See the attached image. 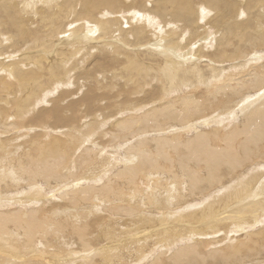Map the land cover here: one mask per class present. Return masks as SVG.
I'll list each match as a JSON object with an SVG mask.
<instances>
[{
    "label": "bare ground",
    "instance_id": "bare-ground-1",
    "mask_svg": "<svg viewBox=\"0 0 264 264\" xmlns=\"http://www.w3.org/2000/svg\"><path fill=\"white\" fill-rule=\"evenodd\" d=\"M256 48L264 49V0H0V202H14L23 185L44 201L0 212V264H131L122 250L141 264L152 251L137 226L150 225V210L161 221L177 212L185 224L196 210L229 228L263 221ZM144 60H159V71ZM232 201L236 213L225 211ZM111 227L126 238L88 255L94 233ZM249 230L210 254L200 243L177 247L167 232L161 243L175 252L148 264H264V227Z\"/></svg>",
    "mask_w": 264,
    "mask_h": 264
},
{
    "label": "rangeland",
    "instance_id": "rangeland-1",
    "mask_svg": "<svg viewBox=\"0 0 264 264\" xmlns=\"http://www.w3.org/2000/svg\"><path fill=\"white\" fill-rule=\"evenodd\" d=\"M68 43H70L69 44V47L67 48V50L69 49V48H71V46L73 45V42H68ZM142 46V45H141ZM141 50H143V51H145V49L143 48V49H141ZM255 50H257L258 52H260V53H262V52H264V49L263 48H256ZM142 51V52H143ZM145 61V63L146 64H149V65H152L153 66V72L154 73H156V71L158 72L159 71V69H160V67L158 66V62H159V60H154L153 61V63H151V61L150 62H148V60H144ZM151 63V64H150ZM154 65H156V67L154 66ZM253 66V65H252ZM159 67V68H158ZM204 74H206V73H204ZM61 76V75H60ZM62 78V77H61ZM99 80H101V78L100 77H97ZM97 79V80H98ZM197 88V87H196ZM198 88H200V86H198ZM191 90H187V92H190ZM182 94H186V91H184V92H182V93H180L179 95H181L182 96ZM180 96V97H181ZM93 120H95L94 118H91V119H89V120H87V121H83V123L81 124V122H80V124L79 125H82L81 127H83V128H81V130H85V131H87L86 129L87 128H89V126L92 124V123H94V121ZM89 122H92V123H89ZM90 124V125H89ZM88 125V126H87ZM111 124H108L107 125V127H109ZM87 127V128H86ZM65 133V132H64ZM7 136V135H6ZM8 137V136H7ZM79 139H76L75 141H73V142H67V143H70L71 145L73 144L74 145V143L76 142V141H78ZM107 139H105L104 141H106ZM104 141H102V142H104ZM66 142V141H65ZM132 142H134V141H132ZM12 144L13 143H9V145H8V148H10L11 149V147H12ZM86 174V173H85ZM261 180V179H260ZM259 184V183H258ZM43 186V185H42ZM23 188H24V190L22 191V193L21 194H17V196H18V199H17V196H13V198H14V202L11 200L12 198L9 196V197H2L3 198V201L1 200V202H0V212H8L9 210H15V208H16V210L18 209L16 206L18 205L17 203H16V201H22L23 203L25 202H27L26 204H29L30 205V200L29 199H32V200H36V201H38V200H41L42 202H40V203H37V206L39 205V206H42V205H44L43 203H44V201H43V198L42 197H39V195L41 196L42 194L40 193V192H37V191H35L34 192V190L32 189H30L29 188V190L28 189H26V186H22ZM43 188H44V186H43ZM14 189H12V192H14L13 191ZM31 190V191H30ZM44 190H45V193H48V192H50L49 191V189H46V188H44ZM21 192V191H20ZM27 192V193H26ZM24 193H26V194H24ZM39 194V195H38ZM20 195V196H19ZM129 196V195H128ZM127 196V197H128ZM23 197V198H22ZM29 197V198H28ZM20 198V199H19ZM223 198H225V199H227L226 197H223ZM59 199V197L57 196L56 197V200H58ZM188 199V200H187ZM185 201H192V200H194L193 198H191V199H189V198H187ZM7 200V201H6ZM25 200V201H24ZM50 200H52V198L50 199ZM55 200V199H54ZM28 201H29V203H28ZM6 203H8L9 205H6ZM24 203V204H25ZM51 203V204H50ZM49 204L48 203H46V207H45V209H50V207L51 206H53V204H55L56 202H53V201H51ZM234 202L232 201L231 202V205L234 207H230V208H228V209H226L225 211H236L237 212V210H236V208H237V205L235 204H233ZM3 206H2V205ZM11 205H12V207H11ZM142 205H144V204H142ZM6 206H7V208H6ZM14 206H15V208H14ZM28 206V205H27ZM2 207V208H1ZM10 209H9V208ZM32 207H34L35 208V206H32ZM31 207V208H32ZM14 208V209H13ZM2 209V210H1ZM4 209H5V211H4ZM7 209V210H6ZM151 212H153V217L152 216H150V218L152 219L151 220V222H150V225L148 224H140V225H138L137 226V231H139L138 233L137 232H135V233H137L136 235L138 236V234H141V235H139L140 237H141V239H139L140 240V243H144V244H146L147 243V248H146V252H147V254L149 253V252H151L152 251V255H150V257H147L146 258V260L144 261V262H142L141 264H148V263H151V261H152V259L154 260V258H156V256H159V253L161 254V253H165V252H167V253H165V255H167V257H165V255L164 256H162L161 258H162V260H167V258L168 257H170V255H172L174 252H175V249L176 248H173V247H171V249H169L170 251L168 252L167 250L168 249H166V247L164 246V244L163 243H161V237L164 235L165 236V233H167L168 232V234H166V236L165 237H167V235H168V237L170 236V237H173V236H175L176 235V238L178 239L176 242H177V247H186V244H188V246H193L194 245V243H200V252H203V254L206 252V251H208V252H212V251H214V250H217V249H220V247H221V249H224L225 248V246L226 245H228L229 243V245H232V242H233V244H235V241H237V240H243V235H245L244 233L245 232H247V231H250L249 229L251 228H253V230H251V232H256V231H258V230H260V228H262V227H264V220L263 221H261V222H259L258 221V224L256 225L255 223H247V224H244V226L242 227L241 226V228H239V227H232L231 228V226H230V228L228 227L229 225L227 224H225L224 222L222 223V222H219V223H215V221H214V218L213 217H210V221H209V217H207L208 218V220L206 221H204V220H198V219H200V212H199V210H196L193 214H191V217L189 216L188 218V220H191V218H192V216L194 217V218H192V220L190 221L191 223H189V221H185V222H187L186 224L184 223V222H182L181 221V219H180V221L182 222V223H184V224H182V223H180L179 222V218H178V215H176L177 214V212L176 213H173V216L175 217V218H177V219H175L173 216V218L171 217V221H170V219L169 220H167V221H161V219L159 220L158 218H160V214L158 213L157 214V212H155V210H150ZM199 212V213H198ZM235 212V213H236ZM198 213V214H197ZM226 213V212H225ZM233 213V212H232ZM46 214H49V212H46ZM156 215L158 216V217H156ZM177 217H176V216ZM195 215V216H194ZM197 216V217H196ZM223 216H225V215H223ZM222 216V217H223ZM183 218H185V216L183 217ZM220 218H221V216H220ZM219 217L217 218V219H220ZM175 221H174V220ZM187 219V218H186ZM196 219V220H195ZM216 219V220H217ZM196 221V222H194V221ZM161 221V222H160ZM193 221V222H192ZM199 221H200V223H199ZM159 222V223H158ZM167 222V223H166ZM173 222V223H172ZM181 224H179V223ZM206 222V223H205ZM210 222V223H212L211 225H212V227H213V229H215V231L213 230V231H208L207 229H209V227H211L210 225H209V227H208V223ZM151 223H152V225H151ZM161 223H162V225H161ZM172 223V224H171ZM175 223H178V224H175ZM202 223H203V225H204V227H203V225H202ZM205 223V224H204ZM209 223V224H210ZM221 223V224H220ZM167 224V225H166ZM170 224V225H169ZM194 226H193V225ZM214 224H216V226L214 225ZM250 225V227H249V225ZM253 224V225H252ZM161 225V226H160ZM178 225L180 226V228L181 229H179V230H177L176 231V228L178 229ZM188 225H191L192 227H194V228H190L191 226H188ZM195 225H197V226H195ZM198 225H200V226H198ZM201 225H202V227H201ZM218 225V226H217ZM246 225V226H245ZM247 225H248V227H247ZM123 225H121V223H120V225H119V229H122L123 230V228L124 227H122ZM140 226V227H139ZM149 226V227H148ZM150 226H152V227H150ZM177 226V227H176ZM181 226H184V227H181ZM185 226H188V227H185ZM205 226H207V228H205ZM139 227V228H138ZM144 227V228H143ZM147 227V228H146ZM163 227V228H162ZM164 227H165V229H164ZM169 227H171L170 229L172 230V231H175V233H173L172 231H170V229H168ZM174 227H176V228H174ZM244 227H247V231H245V230H243L242 228H244ZM256 227V228H255ZM100 227L98 226V232H99V229ZM141 228V229H140ZM167 228V229H166ZM202 228V229H201ZM216 228L219 230V232H218V230H216ZM115 228L114 227H111L110 229H109V232L107 231V233L108 234H105V232L103 233V232H101V233H98V232H95L94 234H96L95 236H94V238L96 239V241H95V243H96V246H94V248H93V250H91L90 252H88L87 254L88 255H92V253H94V254H96L95 252V249H101L100 251H102V249L105 247V246H110V242H111V244L112 245H114V244H116L115 246H117V242L115 243V241H116V239L115 238H118V240L120 239V240H122L123 241V239L124 238H126V235L125 234H118V229H117V231L115 232V234H114V230ZM133 229V228H132ZM138 229H140V230H138ZM144 229V230H143ZM182 229H183V231H182ZM186 229H188L187 231H185ZM194 229V230H193ZM204 229H206L207 231H203ZM236 229V230H235ZM237 229H239V230H237ZM148 230V231H147ZM151 230V231H150ZM159 230V231H158ZM166 231V232H164V231ZM169 230V231H168ZM190 230H193V231H190ZM196 230V231H195ZM96 231V230H95ZM141 231V232H140ZM189 231V232H188ZM198 231H201V232H198ZM133 232V231H132ZM143 232H144V234H143ZM147 234H146V233ZM153 232V233H152ZM157 232H159V233H157ZM170 232H172V234L170 233ZM183 232H185V233H183ZM190 232H194V233H192V235H191V233ZM200 233V234H198V233ZM212 232H213V234H212ZM217 232V233H216ZM103 233V234H102ZM116 233H117V235H116ZM135 233H131V234H135ZM149 233H151V235L149 234ZM183 233V234H182ZM197 233V234H196ZM206 233V234H205ZM101 236H100V235ZM158 234V235H157ZM174 234V235H173ZM180 234V235H179ZM202 234V235H201ZM210 234V235H209ZM113 236V237H111V236ZM119 235V237H117ZM123 235V236H122ZM143 235L144 236H147L146 237V239L143 237ZM160 235V236H159ZM173 235V236H172ZM194 235V236H193ZM207 235H208V238H205V237H207ZM107 236H109V237H107ZM155 236V237H154ZM163 236V237H164ZM202 236V237H201ZM211 236V237H210ZM107 237V238H106ZM111 237V238H110ZM139 237V238H140ZM148 237H150L149 239H148ZM154 237V238H153ZM167 237V238H168ZM179 237V238H178ZM245 237V236H244ZM145 239L146 241H143V239ZM161 238V239H160ZM214 238H215V240H214ZM232 238L234 239V241L232 240ZM110 239V240H109ZM181 239V240H180ZM198 239L200 240V241H198ZM210 239V240H209ZM229 239L231 240V242L229 241ZM109 240V241H108ZM150 240V241H149ZM153 240V241H152ZM180 240V241H179ZM209 240V241H208ZM98 241V242H97ZM114 241V243H112ZM148 241V242H147ZM196 241H198V242H196ZM229 241V242H228ZM154 242V243H153ZM181 242V243H180ZM227 242H228V244H227ZM109 243V244H108ZM149 243V244H148ZM158 243H160V244H158ZM220 243V244H219ZM104 244H105V246H104ZM161 244H162V246H161ZM210 244V245H209ZM212 244V245H211ZM226 244V245H225ZM55 247H53V251L54 250H56L57 252H58V250H59V253H60V251H61V253H60V255H64V257H65V255H66V252L62 249V248H59L61 245H54ZM100 246V247H99ZM102 246H104V247H102ZM219 246V247H218ZM57 247V249H55ZM118 247V246H117ZM224 247V248H223ZM67 248H69V247H67ZM73 249H76L77 248V246H73L72 247ZM72 248H70V249H72ZM217 248V249H216ZM40 248H37V249H35L36 251L37 250H39ZM123 249V248H122ZM121 249V250H122ZM151 249H153V250H151ZM166 249V250H165ZM35 250L34 251H30L31 252V254H30V257H31V255H35V254H33V252L34 253H36V255H37V253L38 252H35ZM51 250V249H50ZM69 250V249H68ZM202 250V251H201ZM62 251L63 252H65V253H62ZM93 251V252H92ZM24 251H22V253H23ZM42 252H44V250H42ZM69 252V251H68ZM68 252H67V254H68ZM123 252H125V254L123 253ZM25 253H27V252H24V254ZM29 253V252H28ZM48 254H49V252H47ZM51 253L53 254L54 252H52V250L50 251V256H51ZM207 253V252H206ZM56 254V256H57V253H54V255ZM121 254H122V256H124V260L128 263L129 261H131V264L133 263V264H136V261H135V259H132V258H134V254H133V252L132 251H130V250H122L121 251ZM127 254V255H126ZM207 254H210V253H207ZM126 255V256H125ZM133 255V256H132ZM70 255H67V257H69ZM93 256V255H92ZM91 256V257H92ZM54 257V256H53ZM60 257H62V256H60ZM67 257H65V258H67ZM90 257V256H89ZM152 257V258H151ZM56 258V257H55ZM79 259H80V257H78ZM129 259H132V260H129ZM150 259V260H149ZM63 260H66V259H64L63 258ZM135 262H134V261ZM208 260H209V262H208ZM133 261V262H132ZM207 261V262H206ZM206 261H204V264H218L219 262H221L222 263V261L221 260H219L217 257L216 258H212V259H207ZM215 261V262H214ZM261 262H262V260H260ZM66 262L68 263V259L66 260ZM94 262H95V264H101L100 262H103V259L102 258H95L94 259ZM214 262V263H213ZM119 263H123L122 261H119L118 260V263H117V260H114V263L113 264H119ZM168 262H166V264H167ZM53 264H56V263H53ZM129 264H130V262H129ZM140 264V263H139Z\"/></svg>",
    "mask_w": 264,
    "mask_h": 264
}]
</instances>
